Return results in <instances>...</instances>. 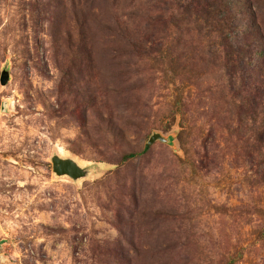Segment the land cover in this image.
Wrapping results in <instances>:
<instances>
[{
	"label": "rangeland",
	"instance_id": "1",
	"mask_svg": "<svg viewBox=\"0 0 264 264\" xmlns=\"http://www.w3.org/2000/svg\"><path fill=\"white\" fill-rule=\"evenodd\" d=\"M211 3L0 0V264H264V0Z\"/></svg>",
	"mask_w": 264,
	"mask_h": 264
},
{
	"label": "trees",
	"instance_id": "2",
	"mask_svg": "<svg viewBox=\"0 0 264 264\" xmlns=\"http://www.w3.org/2000/svg\"><path fill=\"white\" fill-rule=\"evenodd\" d=\"M186 2H187V7L190 10L192 11L197 10V11H194L196 13L201 14L204 10H206V11H209L208 14L210 16L213 15V13L210 12L211 8L214 7V4L211 3V0H186ZM197 7H202V8L200 10ZM209 15H207V17ZM193 16L195 15L193 14ZM197 19L201 20L202 17H197ZM206 24H209V21ZM186 30H189V29H186ZM229 50H230L229 53L225 51L226 56H223L226 62V67L228 69L233 67L234 65L239 64L240 60L242 59L241 56H237L238 53L235 55L236 50H235V53L234 52L231 53L230 48ZM231 54H234V56H231ZM232 70L233 69H229L230 74L233 73ZM246 88L247 90L246 91L244 90L243 92L244 96L240 92L237 95H235V97L233 96V99L234 98L237 99V104H238L237 113L239 114V116H243V115L247 116L248 119H251L252 121H254V123H256L257 120L260 118V115L264 114V96L262 97V95H260L261 89L256 87L255 85H251V87L247 86ZM255 142L258 144H262L264 146V118H263L262 130L259 131L258 134L256 135ZM146 150H149V149H146ZM140 155L141 153H130L123 158V161L127 162L131 160H136Z\"/></svg>",
	"mask_w": 264,
	"mask_h": 264
},
{
	"label": "water",
	"instance_id": "3",
	"mask_svg": "<svg viewBox=\"0 0 264 264\" xmlns=\"http://www.w3.org/2000/svg\"><path fill=\"white\" fill-rule=\"evenodd\" d=\"M9 81H10V75L7 71H4L1 77L2 86H6L9 83ZM157 141H161L167 144L170 143L169 139H165L160 134H155L150 138L149 145H152ZM53 166H54V172L58 176H68L74 180H78L86 176L85 171L81 167H79L74 160L71 159L65 160V159H61L60 157H55L53 159Z\"/></svg>",
	"mask_w": 264,
	"mask_h": 264
},
{
	"label": "bare ground",
	"instance_id": "4",
	"mask_svg": "<svg viewBox=\"0 0 264 264\" xmlns=\"http://www.w3.org/2000/svg\"><path fill=\"white\" fill-rule=\"evenodd\" d=\"M80 167V166H79Z\"/></svg>",
	"mask_w": 264,
	"mask_h": 264
}]
</instances>
